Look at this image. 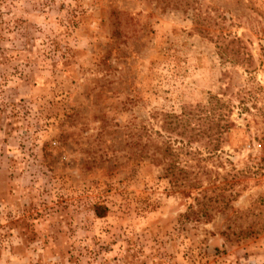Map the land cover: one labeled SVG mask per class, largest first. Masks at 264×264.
<instances>
[{"label": "rangeland", "instance_id": "1", "mask_svg": "<svg viewBox=\"0 0 264 264\" xmlns=\"http://www.w3.org/2000/svg\"><path fill=\"white\" fill-rule=\"evenodd\" d=\"M1 11L35 40L28 64H0L23 72L0 92V264H264V0ZM209 96L214 122L231 124L211 157L161 130L162 113ZM164 164L182 186L160 178Z\"/></svg>", "mask_w": 264, "mask_h": 264}, {"label": "trees", "instance_id": "2", "mask_svg": "<svg viewBox=\"0 0 264 264\" xmlns=\"http://www.w3.org/2000/svg\"><path fill=\"white\" fill-rule=\"evenodd\" d=\"M6 2L7 0H0V57H3L5 61L3 63L0 62V64L16 60V58L21 57L23 54V61L28 64L30 59L27 54L32 46L31 43L35 39L29 36L24 27H21V22H15L14 25L7 28L2 26L1 10ZM208 20V17H201L199 14L196 15L195 22L199 26L196 30H198L199 34L204 36L210 35L208 30L200 28L205 26ZM6 34H13V36L7 38L5 36ZM5 41H11L10 49L2 46V43ZM15 41L19 42L20 46L15 45ZM22 74L23 72L18 71L17 68L13 69L12 72H6V70L0 67V92H3V87L6 86L9 80H12L16 75L21 77ZM221 104V100L217 97L209 96L205 104L198 103L195 106H182L179 114L173 112L162 113L161 130L167 139L170 140L172 137L177 138L181 148L191 149L193 144L199 143L203 147L207 157H211L219 150V139L224 132L228 131L231 125L227 120H225L223 126L217 125L214 122V113ZM202 112L204 114H201ZM167 151L168 149L166 148L164 150L163 160L159 162L164 163ZM183 173V169L175 168V165L164 164L163 174L160 178L163 180L167 179L168 181L173 179L174 185L178 184L182 186ZM197 176V173H194L193 178L189 179L187 187L190 189H198L200 187ZM93 212L97 218H103L108 212V209L103 205H95L93 206Z\"/></svg>", "mask_w": 264, "mask_h": 264}]
</instances>
